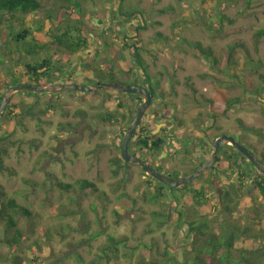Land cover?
<instances>
[{
    "label": "rangeland",
    "instance_id": "374dc122",
    "mask_svg": "<svg viewBox=\"0 0 264 264\" xmlns=\"http://www.w3.org/2000/svg\"><path fill=\"white\" fill-rule=\"evenodd\" d=\"M80 2L86 15L84 21L91 33L90 48L77 53L56 46L43 50L38 59L32 60L33 64L52 58L54 68L51 76L39 80H31L27 75L24 64H28L29 59L19 62L25 44L11 43L19 27L15 26L16 23L5 24L6 19L2 21L0 95L21 85L53 86L70 82L80 87H95L113 79L131 85L134 81L124 75L128 70L126 64L130 63L123 52L124 38L129 45L140 41L139 47L149 51L143 57L151 74L155 78L164 75L159 88L163 98L169 96L170 89L165 74L172 78L175 102L180 107L177 116L188 127L195 128V122L201 116L197 107L204 113L207 111V106L199 105L206 98L221 111L225 108L221 92L228 99H240L238 105L232 104L229 113L219 111L215 134L236 136L238 142L244 143L264 162V90L260 94L244 91L247 80L254 89L264 87V38L258 40L255 37L258 30H264V0H126L121 7L122 13L139 11L142 14L128 20L115 19L113 13H117V0ZM41 3L43 10L29 16L27 21L33 28H43L38 35L43 43L52 40L58 33V22L68 18L69 14L63 9L64 0H41ZM168 7L174 10L162 14L161 11ZM220 16L226 19L221 22ZM143 21L148 22L146 30L136 38V27ZM174 24H177L176 29ZM106 25L113 33H105V45L95 43L93 36ZM187 39L212 47L219 61L216 70L195 56V50L185 42ZM236 43L243 47L237 49L233 65L227 70L225 52ZM109 60L114 64H109ZM90 66L98 73L89 72ZM110 69L115 71L113 75ZM152 87L156 91L157 82ZM109 90L112 89L93 93H45L39 97L22 91L12 98L11 102L17 107L5 117L9 103L0 121L3 123L0 137L7 130L19 127L9 141V157L5 159L6 166L13 171L0 175V190L15 198L32 216H19L22 240L15 247L7 243L14 233L8 231L5 222L0 223V254L3 256L0 264H14L16 258L20 259L19 264H90L98 260L101 247L107 242L102 236L91 247L87 245L85 240L97 231L116 237L128 236L130 248L146 245L149 249L142 247L134 255L133 264L162 262L166 252L174 254L179 261L184 259L182 251L189 244L184 230L188 226L181 230L174 221L157 230L151 217L153 212H162L166 202V199L159 203L149 201L155 183L151 181L147 186L141 170L135 166H128L117 178L113 176L115 167L112 162L121 157V136L116 124L104 122L103 117L112 113L119 119L120 112H124L125 117L130 116L138 104L137 100L128 104L123 93L117 94V99L109 100ZM48 99L53 105L50 108H47ZM121 100H125L123 109L118 107ZM187 109H190L189 114ZM42 110L48 112L41 115ZM25 112L31 115H25ZM144 119L147 122L153 119L150 109ZM131 145L132 152H137L134 141ZM80 179L94 183L97 190L82 191L75 186ZM59 183L75 187L62 190ZM228 186L224 182L221 188L227 189ZM244 191H247L246 187ZM122 195L125 196L121 198ZM252 195V200H247L244 206H264V197L259 190L253 189ZM201 204L199 208L204 211L209 204L214 207L212 225L218 226L225 218L218 194L209 192ZM237 216L239 214L235 213L228 218L245 223ZM118 263L129 264L126 259Z\"/></svg>",
    "mask_w": 264,
    "mask_h": 264
},
{
    "label": "trees",
    "instance_id": "16d2710c",
    "mask_svg": "<svg viewBox=\"0 0 264 264\" xmlns=\"http://www.w3.org/2000/svg\"><path fill=\"white\" fill-rule=\"evenodd\" d=\"M65 9L69 17L64 18L61 22L57 34L52 37V40L49 42H43L38 38V35H41L43 28H33L29 26L27 18L29 16L35 15L43 10V5L41 0H0V25L2 21L6 19L5 24H15L19 29L16 31V34L13 37L12 44H19L23 42L26 48L22 55H20V60L29 59L28 64H24L26 68L27 75L31 80H39L43 76H51L53 70V59H44L41 62H36L33 64L32 60H35L43 50L49 49L53 46L62 47L68 49L72 53L82 52L90 48L91 35L88 28V25L85 23V13L81 4V0H64ZM117 13L115 14V19H133L141 12H129L122 13L121 7L124 6L126 0H117ZM174 8L168 7L161 11L162 14L173 11ZM226 19L225 16H220L219 20L223 22ZM54 24L56 21L53 22ZM148 23V22H147ZM146 21L140 26L136 27L137 36L140 38L141 31L146 30L147 27ZM173 28H177V24L173 25ZM221 29V28H220ZM108 29H105V33ZM241 31V30H240ZM113 33V31H111ZM163 37L161 34H159ZM119 37H122L120 35ZM256 39L264 38V30H258L255 33ZM166 38V37H165ZM123 52L125 57L130 59V63L127 62L125 70V77L130 80L134 75L141 76L142 79H152L150 67L144 60V54L149 53L147 49L140 48V41H136L135 44L129 45L126 43V38H124ZM186 44L195 50V56L201 58L207 65H209L213 70H216V66L219 61L214 54L212 47H204L200 41H194L191 39L185 40ZM14 46V45H12ZM109 46V44H108ZM243 47L241 44H233L228 47V51L225 52V64L227 70L230 69V66L233 65V58L236 54L238 48ZM94 53L91 54V56ZM25 58V59H23ZM38 59V58H37ZM109 64H114L112 61H108ZM112 69H110L111 71ZM136 70V71H135ZM89 72L98 71L93 67L88 68ZM101 71V70H100ZM102 72V71H101ZM115 72V71H114ZM111 71L110 74H114ZM136 72V74H135ZM133 80V79H132ZM187 81H190L188 79ZM112 82H115L114 79ZM139 80H135V83H132L133 86H140ZM188 86L193 89V85L189 82ZM9 86V85H8ZM247 87L244 88L246 93L253 91L255 94H260L264 87L254 89L252 84L247 80ZM152 90L153 87H151ZM8 89V87H7ZM30 95L39 97V94L32 93L27 91ZM123 93L127 97V103L132 105L133 100H138L137 109L142 104V99L133 94H128L125 92H119L115 90H109L107 94V99L115 100L117 99V94ZM5 92L0 95V105L3 100ZM18 94V93H17ZM132 96V97H131ZM135 97V98H133ZM220 97L227 105H238L240 99H228L224 93H220ZM131 98V100H129ZM125 100H121L118 103L120 109L124 108ZM53 105L47 103V108L52 107ZM17 106L13 102L10 103L8 111L5 113V117L11 114L12 111ZM137 109L130 115L129 123L133 121L137 114ZM228 109L224 110L227 112ZM48 112V110L40 111L41 115ZM223 112V113H224ZM25 115H31L29 112H25ZM103 120L108 123H117L118 118L115 117L112 113H107V116L103 117ZM3 123H0V127ZM17 127H13L10 130H7L0 137V175L13 171L11 167L6 166L5 159L9 157V141L11 138H14L17 133ZM143 129L135 133V138L139 145V149L142 153L145 150L159 152L160 147L156 148L154 140L150 137L144 139L145 135H148L153 128L149 124L146 126L141 124ZM127 129V128H126ZM126 129H123L121 133L120 145L126 136ZM249 132H255L254 130H248ZM147 133V134H146ZM153 145L149 148V145ZM145 149V150H143ZM232 152L236 154V164L237 166L246 173V177L243 179V188L246 187V184L249 179H254V183L258 185L259 193L264 197V174L259 173L258 176L255 174V168L251 163H248L250 168L245 165L247 158L243 156L238 150L231 147L229 150L223 152L224 160L222 163L227 165L229 156ZM256 154V153H255ZM257 156V155H256ZM122 158L112 162V165L115 167L113 170L114 178H117L121 171L123 170ZM223 167H221L222 171ZM254 171V172H253ZM152 179L147 182V186L150 184ZM211 178H197L189 183L183 185V189L178 195L174 192V196L170 199V202L166 201L163 203L164 210L162 212H153L151 217L156 222L157 230L163 229L165 226L172 224L174 221L178 222L177 227L183 230L185 225L188 227L184 230L186 238L189 240V244L186 248H183V255L185 256L182 261H179L176 256L170 252L164 253L162 262H151L150 264H264V206H259L255 204L251 208L244 206V203H247V200L250 201L252 198L247 192L242 188H237L234 184H231V191H227L224 200L222 201V215L225 218L218 224V226L212 225L214 216L212 209L214 208L211 204L206 207V211L201 210V202L205 200L206 195L213 191V183L211 184ZM245 183V184H244ZM161 185V184H160ZM76 187L82 191L94 192L97 190V187L94 183L80 179L76 182ZM75 186L71 184L59 183L58 187L62 190H70ZM209 189V191L207 190ZM165 193L161 188L156 189V194L150 196L149 201L151 203H159L161 199L164 198ZM125 195H122L123 198ZM200 207V208H199ZM196 208V209H194ZM186 210H190L186 212ZM235 213H238L237 219L245 220V223H239L237 221H232L228 218L234 216ZM19 216L20 217H31L30 211L20 205L17 200L13 197L7 195L6 192L0 190V223L5 222L8 231H12L13 238L8 239L7 243L10 247H15L21 243L22 233L19 229ZM195 217V218H194ZM102 236L106 237V244L101 247V254L99 255L98 260L91 262L90 264H99L100 262L105 264H119L118 262L122 259H126L129 264H133L134 255L140 251L142 247L144 250L149 248L146 245H139L136 248H130L128 236L116 237L111 234H106L103 231H97L92 234L90 239L85 240L89 247L92 246V243L97 241ZM179 236V235H178ZM3 259V256L0 254V261ZM14 264H19V258L13 260ZM138 264H141L138 262Z\"/></svg>",
    "mask_w": 264,
    "mask_h": 264
},
{
    "label": "flooded vegetation",
    "instance_id": "af4514ba",
    "mask_svg": "<svg viewBox=\"0 0 264 264\" xmlns=\"http://www.w3.org/2000/svg\"><path fill=\"white\" fill-rule=\"evenodd\" d=\"M105 29H108L106 33L112 31L111 27H108L106 25L104 28H102V31L99 34L95 36L92 35L95 43L101 44V42H103V44L105 45L104 42ZM122 38H124V35L122 36ZM93 53H95V50ZM151 76L153 77L152 79H147V78L142 79L141 76L136 77L135 75L132 77L134 83L135 80H137V78L139 81H142V83H140V86L137 87L144 88L153 94L152 103L148 108V110L150 109L151 111V116L153 119L149 122L145 121L144 117L148 112L147 110L135 133L138 132L139 135L140 130L143 129L141 127V124L145 126L149 124L150 127L152 126L153 128L151 129L150 133L148 135H145L143 138L146 139L150 137L152 140H154V144L156 148L160 147L161 149L159 150V152L143 149L145 150V152L142 153L139 149V145L136 139L138 135L135 138V133H134V136L132 137V140L129 143V153L131 156L137 157L138 159L142 160L144 163L152 167L158 173L167 176L172 180H178L180 178H184L186 176H190L194 174L201 166H203L205 163H207L210 160L213 153L214 140L226 136V137H233L238 142V138L230 133L215 134L216 126L220 118L219 111L221 110L216 108L215 103L208 98L205 99L204 103L199 102V105H202L203 108L207 106V111H205V113L202 111V109H199L197 107L198 115H201L199 116L201 123L200 120L197 119L195 122V128L188 127L187 123L182 121V119L177 116L180 107L177 106V102H175L177 98L174 95V90L172 91L173 89L172 78H170L168 74H165V76H167V81H169L170 89H169V96L167 98H163L162 95L159 93L160 90L159 88L163 83L164 75L163 77H159V78H155L153 74H151ZM154 82H157L156 91L152 90L151 88ZM144 101L145 100L142 99V104ZM231 107L232 105H227L225 102V108L220 113H223L224 110L226 109H228L227 113H229ZM186 112L187 114H189L190 109H187ZM120 115L121 118H119L117 123L115 124L117 127L116 130L118 131V134L121 136V133L123 132L124 128L125 129L127 128L126 129V133H127V130L132 122L129 123L130 116L126 115L125 117L124 112H120ZM203 115L207 117L206 120L204 119L205 117ZM194 130L195 133H193ZM133 141L137 146L138 149L137 152H132L131 150V146H132L131 143H133ZM239 143L246 146L241 141ZM151 146L153 145L150 144L149 148ZM231 147L233 146L225 145L222 148H220L217 151V161L213 164V166L209 170H207L205 173L199 176L204 179H208L212 177L211 180V184L213 183L212 189L214 192L218 194L219 201L221 202V204L227 191L229 190L231 191L232 189L231 184H234L239 189L242 188L243 190H245V188H243L242 186L244 182L243 179L246 177V173H244L243 170H241L237 166L236 164L237 159L235 152H232L230 154L227 165H224V163H222V161L224 160L223 152L229 150ZM121 151H122V146H121ZM121 158H122V153H121ZM248 163L250 162L247 160L245 162V165L250 168ZM121 165L123 166V170H127L128 166L138 167L143 174L145 182H148L150 181V179H152L151 181L155 183L154 194H156V189L158 188H161V190H163V192L165 193L164 194L165 196L164 198L161 199V201H163V199H166V201L170 202V199L174 196V192H176L179 195L181 190L183 189L184 184L176 188H170L162 184L160 181L156 180L155 178L151 176H147L146 172H144V170L138 164L127 163L123 160V163H121ZM221 167H223L222 171H221ZM255 174L256 176H258L259 174V172L256 169H255ZM224 182H227V184L229 185L227 189L221 188ZM246 188H247L246 192L252 198L253 196L252 190L254 189L255 191H257L258 185L254 183V179H249L246 184ZM207 190L209 191V189Z\"/></svg>",
    "mask_w": 264,
    "mask_h": 264
},
{
    "label": "water",
    "instance_id": "95a60500",
    "mask_svg": "<svg viewBox=\"0 0 264 264\" xmlns=\"http://www.w3.org/2000/svg\"><path fill=\"white\" fill-rule=\"evenodd\" d=\"M104 89H112L119 92H125L128 94L137 95L140 96L143 100H145L138 109L137 114L134 120L132 121V123L130 124L126 136L122 142V151H121L122 158L127 163L140 165L141 168L144 170V172H146L147 176H151L155 178L156 180L160 181L162 184L170 188H176L180 185L189 183L197 179L200 175L205 173L213 166V164L217 161V151L225 145L233 146L236 150H238L243 156L247 158V160L255 167V169L259 173L264 174V162L260 160L246 146L237 142L233 137H226V136L214 140L213 153L210 160L207 163L201 166L194 174L190 176H186L184 178H180L178 180H172L169 177L158 173L152 167L144 163L142 160L138 159L137 157L131 156L129 153V143L132 140V137L134 136V133L137 130L138 126L140 125L144 117V114L146 113V111L148 110V108L152 103L153 94L144 88H139L130 84L124 85L117 82H109L95 87H80L79 85L73 83V84H59L53 86L21 85L15 88H10L5 92L3 100L0 105V121L14 95L22 91H29L36 94H45V93L54 94V93L68 92V91L93 93Z\"/></svg>",
    "mask_w": 264,
    "mask_h": 264
},
{
    "label": "crops",
    "instance_id": "0c3cea01",
    "mask_svg": "<svg viewBox=\"0 0 264 264\" xmlns=\"http://www.w3.org/2000/svg\"><path fill=\"white\" fill-rule=\"evenodd\" d=\"M67 84H73V83H70V82H69V83H67Z\"/></svg>",
    "mask_w": 264,
    "mask_h": 264
}]
</instances>
